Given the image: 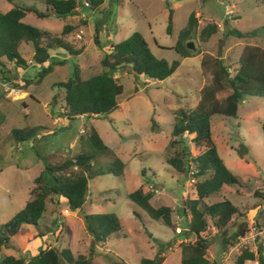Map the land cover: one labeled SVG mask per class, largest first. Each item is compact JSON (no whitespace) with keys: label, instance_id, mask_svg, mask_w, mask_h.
I'll return each mask as SVG.
<instances>
[{"label":"rangeland","instance_id":"1","mask_svg":"<svg viewBox=\"0 0 264 264\" xmlns=\"http://www.w3.org/2000/svg\"><path fill=\"white\" fill-rule=\"evenodd\" d=\"M18 1L33 4L40 10L44 8L43 0ZM10 5L6 0H0V11L7 10ZM225 7L231 8L232 13L228 16ZM169 11L170 30L166 32ZM191 12L199 14L196 16L199 21L195 32L192 31L191 37L182 40L181 44L186 47L189 41L191 48L188 49L195 54L181 58L174 51L173 44ZM75 13L86 16L84 28L80 27L82 19L77 15L71 23L65 17H37L31 12H26L22 18L24 22L52 33H58L63 24L72 26L65 39L71 49L78 50V54L56 48L49 51L50 56L43 63L31 61L24 67L11 65L10 86L24 90L12 96L0 93V224L23 207L33 177L46 164L60 162L71 153L67 150L68 142L76 135L80 120L72 118L65 126L54 120L56 115H61L62 109L59 108L63 107L61 90L56 82L69 77L74 66L78 67L81 77L99 72L102 69L100 57L107 51L108 44L125 38L133 31L141 34L155 57L168 62L177 59L179 63L170 75L160 80L135 76L124 67L115 69L113 75L122 85L118 106L107 114L89 117L80 125L84 129L88 122L91 123L106 147V152L100 151L92 160L91 171L98 174L88 179L80 211L74 214L64 200L60 199L56 205L47 200L36 224H21L11 237V245L0 251L28 256L38 247L54 245L69 248L73 254H83L88 258V264H139L141 257H152L160 248L164 256L160 264H180L179 242L190 238L185 233V220L189 214H182L181 199L194 196V181H190L192 175L188 170L175 172L165 162L166 154L174 150L172 146L165 147L171 113L178 106H193L198 99L200 85L209 82V69L199 64L201 56L217 57L232 69L243 46L257 45L264 49V0H103L96 9H79L73 15ZM207 22H219L220 26L206 41H200L198 30ZM94 24L97 25L101 47L93 39ZM78 27L83 33L76 38L73 33ZM231 28L263 32L253 37H237L229 33ZM18 50L24 59L30 57L31 48L27 44H21ZM47 65L50 70L36 80L37 72ZM56 92V103L52 104L51 98ZM225 93L219 91L216 96L221 99ZM151 120L156 122L155 128H151ZM262 122L264 98L254 94L240 96L235 116L214 113L209 117L210 135L218 156L242 181L240 186L224 185L221 189L222 196L246 212L244 216L231 219L225 234L234 228L237 221L246 224V231L252 225L264 227ZM24 127H31L35 133L25 140H14L10 130ZM184 138L192 153L195 152L189 137ZM80 141L76 136L75 152L81 149ZM239 143L247 148L243 157L234 150ZM115 160L122 163V175L104 172L108 167H117ZM147 183L156 188L150 203L171 207L173 230L161 221L149 218L125 197V192L140 184L146 190ZM256 193L258 196L254 195ZM93 212H113L119 218L121 230L101 246L93 245L90 251V235L81 216ZM201 234L208 240L204 254L207 264H232L237 251L229 246L221 247V234L210 223ZM35 241L37 244L33 246Z\"/></svg>","mask_w":264,"mask_h":264},{"label":"trees","instance_id":"2","mask_svg":"<svg viewBox=\"0 0 264 264\" xmlns=\"http://www.w3.org/2000/svg\"><path fill=\"white\" fill-rule=\"evenodd\" d=\"M10 7L0 11V81L12 83V73L7 65L24 67L27 64L18 50L21 43L31 48V61L43 63L49 58V51L56 48L67 49V52L77 54L78 50L71 49L65 39V35L72 26L63 24L58 33L35 27L22 20L26 12H31L37 17H65L73 14L75 7L83 6L84 0H43L44 8H36L33 4L6 0ZM89 9H96L103 0H86ZM170 11L167 15L165 31L170 30ZM197 19L194 12L188 14L187 21L177 33L173 44L174 51L179 57L193 55L194 51L184 47L182 40H188L191 32L196 29ZM93 39L99 47L97 25L94 24ZM264 29V25L262 27ZM214 23H205L198 30L200 41L216 31ZM262 30L239 31L230 29V34L237 37H253ZM62 63V60L59 61ZM179 61L173 59L166 61L155 57L141 34L131 32L125 38L110 42L107 51L100 57L102 69L93 74L81 77L78 67L74 66L72 74L65 80L56 82L61 90L63 107L60 111L67 119L76 116L104 115L117 107V98L122 91L121 83L113 76L116 68L126 67L135 76L142 75L150 79H163L170 75L177 67ZM200 67L209 69L210 80L198 90V99L193 106H178L172 111V120L168 140L165 147H174V150L166 154L165 162L175 172L184 173L187 168L193 170L192 176L196 177L193 184L194 196L181 199V212L186 215L185 233L188 240L179 242L180 264H207L205 250L208 240L201 233L208 223L221 234V247L229 248L237 241L238 236L246 231V224L237 221L234 228L225 234L231 219L245 215L227 197L221 195L224 185H242V181L232 174L218 156L215 144L210 135L209 117L214 113L224 116H235L237 101L242 94H254L264 98V49L257 45L243 46L236 60V66L230 68L217 57H202ZM50 66H44L37 72L36 80H39ZM229 70V71H228ZM226 91L219 99L216 93ZM56 92L51 103H56ZM156 122L151 120V128L156 127ZM261 132L264 137V122L261 123ZM14 140H25L35 132L31 127L12 128ZM185 136L192 144L195 152L185 142ZM81 149L72 156L54 164H46L44 169L33 177L28 189V198L23 207L15 212L7 221L0 224V249L11 245V237L21 224H36L38 218L45 209L47 200L55 205L59 200H64L66 207L75 210L83 204L88 179L96 173L91 171L92 160L100 151L106 152V147L99 137L96 129L88 125L78 135ZM166 149V151H167ZM239 157L246 154L247 148L239 143L234 148ZM165 151V148H164ZM115 169L108 167L104 172L114 175H122V163L119 160ZM143 172V171H142ZM203 176L199 178V176ZM255 192V191H254ZM253 192V193H254ZM154 191L144 190L140 184L135 189L125 192L127 199L143 210L149 218L161 221L165 226L173 230L171 222V207L165 204L153 206L150 198ZM259 194V193H258ZM258 196L257 193L254 194ZM264 196V194H261ZM134 214L137 215L135 211ZM82 223L90 235V251L93 245L101 246L107 238L117 235L121 230L119 218L113 212L83 213ZM261 241V240H260ZM258 242L255 252L246 248L240 249L232 261V264H245V260L257 261L264 264L262 245ZM160 244V243H159ZM161 247V244H160ZM164 259L159 248L152 257H141L139 264H160ZM88 264V258L83 254H73L69 248H57L54 245L41 246L28 256L5 254L0 251V264Z\"/></svg>","mask_w":264,"mask_h":264},{"label":"built area","instance_id":"3","mask_svg":"<svg viewBox=\"0 0 264 264\" xmlns=\"http://www.w3.org/2000/svg\"><path fill=\"white\" fill-rule=\"evenodd\" d=\"M82 3H83L84 7L79 5L80 7L77 6L74 9L75 10L88 9V1L84 0ZM225 8H228V7H225ZM229 13H230V10L225 9V14H227V16L229 15ZM79 16H80V18L85 19V15L83 13H80ZM216 26L217 27L220 26V23L217 22ZM81 33H82V29L79 27L75 31L74 36L76 38H79ZM31 54H32V52L30 53V57L28 59H26L27 63H31V60H32ZM2 84L7 85V86H5V91H6V94H8L10 96L19 92V89L16 87L10 86V83L2 82ZM188 172H189V174L192 175L193 170L189 168ZM193 180H194L193 176H190V181H193ZM147 189L152 190V191H156V188H153L151 183H147ZM64 210H65L64 212H67V209H64ZM259 241L262 245V253L264 255V227H256V226L252 225V227L249 230L245 231L242 235L238 236L237 241L231 247L233 249H235L237 252H239L240 249H242V248H246L250 251L255 252V250L257 249ZM245 261H247L245 264H251V263L257 264V261L255 259L245 260Z\"/></svg>","mask_w":264,"mask_h":264},{"label":"crops","instance_id":"4","mask_svg":"<svg viewBox=\"0 0 264 264\" xmlns=\"http://www.w3.org/2000/svg\"><path fill=\"white\" fill-rule=\"evenodd\" d=\"M230 8V7H229ZM229 8H225V9H229ZM229 10H231V8L229 9ZM230 13H232V11L230 12ZM77 14L75 13V15H73V14H70V15H67V16H65V19L68 21V22H73V20H74V18L73 17H75ZM80 15V14H79ZM79 15H77L78 17H80ZM194 15L195 16H199V14L197 13V12H194ZM86 17V16H85ZM23 18V17H22ZM80 19H82V18H80ZM86 19V18H85ZM85 19H82V24H80V27H82L83 26V28H84V25H85V23H83L84 21H85ZM84 20V21H83ZM197 21H199V18H197ZM87 25H86V28L88 27V22L86 23ZM79 28V27H78ZM77 28V29H78ZM72 29V28H71ZM82 29V28H81ZM44 30H46V29H44ZM47 31H49V30H47ZM71 31V30H70ZM69 31V32H70ZM50 32V31H49ZM74 33H75V31H74ZM74 33H73V35H74ZM82 33H83V31H82ZM21 44H23V43H21ZM20 44V45H21ZM19 45V46H20ZM53 50V49H52ZM78 54V53H77ZM77 54H75V55H77ZM50 56V55H49ZM181 58H183V57H181ZM11 65L12 64H9V65H7V67L9 68V69H11ZM79 68H81V67H79ZM82 69V68H81ZM125 70H128V69H126V67H125ZM11 72H13L12 70H11ZM115 78H116V75H113ZM16 78H17V76H15ZM203 84V83H202ZM201 84V85H202ZM201 85H200V87H201ZM5 86H7L6 84L5 85H3L2 84V82L0 81V93L1 92H5L6 93V91H5ZM199 87V88H200ZM18 89L21 91H23L24 89H21V88H19L18 87ZM117 106H118V104H117ZM61 108H59V110H60ZM172 114V113H171ZM89 117H96V116H93V115H90V116H85V115H80V116H76V118H78V120H80V125H82L84 122H86V120L88 121V118ZM75 118V117H74ZM86 119V120H85ZM54 120H56L57 122H58V124L60 125V126H65L66 125V122H68L69 120H71V119H67L63 114H61V115H56L55 116V118H54ZM88 124L89 125H91V123H89L88 122ZM80 125H78V129H77V133H76V135H74V137H73V139H72V141L70 140L69 142H68V148H67V150L69 151V152H71L70 154H69V157L70 156H72L74 153H76L75 152V150L73 149L74 148V146H75V144H74V142H75V138H76V136H78L79 135V133L83 130V128L80 126ZM92 126V125H91ZM94 127V126H93ZM95 128V127H94ZM96 129V128H95ZM96 132H97V130H96ZM98 133V132H97ZM99 135V134H98ZM99 137L101 138V136L99 135ZM101 140H102V138H101ZM68 156V155H67ZM255 206H257V205H255ZM254 206V207H255ZM73 212H74V214L75 213H77V211H80V208H78V209H75V210H72ZM81 219V218H80ZM82 220V219H81ZM46 236V235H45ZM37 244V242L35 241L34 242V244H33V246L34 245H36ZM104 244V243H103ZM35 249V248H34ZM35 251V250H34ZM33 252V251H32Z\"/></svg>","mask_w":264,"mask_h":264},{"label":"water","instance_id":"5","mask_svg":"<svg viewBox=\"0 0 264 264\" xmlns=\"http://www.w3.org/2000/svg\"><path fill=\"white\" fill-rule=\"evenodd\" d=\"M186 47H187V48H191V46H190V42H189V41L186 43Z\"/></svg>","mask_w":264,"mask_h":264}]
</instances>
